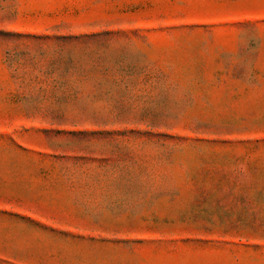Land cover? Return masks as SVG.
<instances>
[{
	"label": "rangeland",
	"instance_id": "obj_1",
	"mask_svg": "<svg viewBox=\"0 0 264 264\" xmlns=\"http://www.w3.org/2000/svg\"><path fill=\"white\" fill-rule=\"evenodd\" d=\"M0 264H264V0H0Z\"/></svg>",
	"mask_w": 264,
	"mask_h": 264
}]
</instances>
